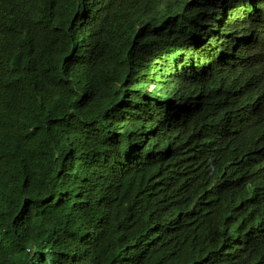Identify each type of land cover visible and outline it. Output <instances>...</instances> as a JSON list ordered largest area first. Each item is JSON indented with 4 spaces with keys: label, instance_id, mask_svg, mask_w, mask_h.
Segmentation results:
<instances>
[{
    "label": "trees",
    "instance_id": "16d2710c",
    "mask_svg": "<svg viewBox=\"0 0 264 264\" xmlns=\"http://www.w3.org/2000/svg\"><path fill=\"white\" fill-rule=\"evenodd\" d=\"M215 1L9 0L0 264H264V173L247 166L264 119L220 137L209 125L210 150L169 112L141 133L149 111L133 95L141 65L194 41ZM213 71L179 75L181 113L206 123L216 86L235 91Z\"/></svg>",
    "mask_w": 264,
    "mask_h": 264
},
{
    "label": "clouds",
    "instance_id": "9594fccd",
    "mask_svg": "<svg viewBox=\"0 0 264 264\" xmlns=\"http://www.w3.org/2000/svg\"><path fill=\"white\" fill-rule=\"evenodd\" d=\"M8 2L0 0V52L8 44V32L20 21L19 15L8 7ZM194 36V41H182L168 50L153 53L149 62L141 65L139 96L133 95L135 100L140 99L142 113L149 111L148 127H144L146 122H143L141 133L157 135L164 122L162 117L169 112L171 116L178 115L183 129L196 145L213 150L215 142L209 125L220 137L231 129L237 131L240 123L264 119V0H216ZM202 62L206 69L198 66ZM156 64L160 65L158 72L153 71ZM211 68L216 75L229 73L235 91L221 90V84L216 86L205 123L192 114L181 113L184 104L173 95L187 84L181 79L182 74L192 71L201 76L209 73ZM3 74L9 79L13 77L0 64V76ZM133 74L135 80L137 71ZM147 74L149 79H146ZM207 84V80L201 79L196 82L195 89L210 90ZM250 152L252 157L247 166L257 182V176L261 178L264 173V138L253 141Z\"/></svg>",
    "mask_w": 264,
    "mask_h": 264
},
{
    "label": "rangeland",
    "instance_id": "374dc122",
    "mask_svg": "<svg viewBox=\"0 0 264 264\" xmlns=\"http://www.w3.org/2000/svg\"><path fill=\"white\" fill-rule=\"evenodd\" d=\"M212 32V27H210V33ZM219 38L221 39L222 38V36H221V32L219 33ZM187 57V56H186ZM165 58V57H164ZM163 58V59H164ZM160 65L159 64H156V65H154L153 66V71H156V72H158V67H159ZM171 67L173 68V63L171 64ZM167 71V69H165V72ZM149 77H150V75L149 74H147V76H146V79H149Z\"/></svg>",
    "mask_w": 264,
    "mask_h": 264
}]
</instances>
